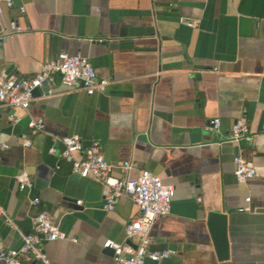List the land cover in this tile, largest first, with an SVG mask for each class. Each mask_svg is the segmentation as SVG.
Segmentation results:
<instances>
[{"label": "crops", "instance_id": "1", "mask_svg": "<svg viewBox=\"0 0 264 264\" xmlns=\"http://www.w3.org/2000/svg\"><path fill=\"white\" fill-rule=\"evenodd\" d=\"M12 19L25 32L0 47V71L32 76L65 51L88 57L109 84L93 95L59 78L43 87L30 113L44 131L29 128L27 116L12 125L3 110L0 249L21 245L43 208L68 238L45 242L47 261L28 264H113L106 240L134 243L125 225L138 206L123 196L107 210L104 185L60 155L61 137L78 134L86 146L99 143L110 163L135 164L115 175L148 169L175 186L170 213L151 230L150 248L171 251L165 264H264V0H15L1 6L0 31ZM215 118L218 131L209 129ZM240 118L252 138L234 143ZM238 154L256 169L246 182L235 174ZM23 172L32 188H19ZM213 211L228 214L227 261L208 228Z\"/></svg>", "mask_w": 264, "mask_h": 264}, {"label": "built area", "instance_id": "2", "mask_svg": "<svg viewBox=\"0 0 264 264\" xmlns=\"http://www.w3.org/2000/svg\"><path fill=\"white\" fill-rule=\"evenodd\" d=\"M5 3L13 8L15 0H0L1 6ZM25 12V8H20ZM25 32V29L16 19H12L7 29L0 31V47L10 37L17 33ZM56 78L70 88H81L88 95L103 93L106 91L109 80L98 76L97 70L90 59L80 53L70 55L63 51L45 65V69L32 76L10 74L5 70L0 71V119L3 110L10 112L8 119L12 125L27 116L29 128L35 131H44L45 121L42 117L31 116L30 107L35 99L34 90L43 88L45 82L56 83ZM20 111V113H18ZM222 125L220 118L210 122L209 129L218 131ZM250 127L245 118L236 120L231 127V142L239 143L242 140H251ZM64 149L61 156L72 161L75 174L101 182L105 187V208L114 210L119 197H129L139 208V214L128 221L125 225L127 240L117 242L112 239L106 240L105 248L114 250L113 264H145L147 260L155 264H165L171 256V251H154L150 248L152 237L151 230L155 222L167 216L172 207L175 196V186L167 184L162 177L148 169H141L136 177L130 175L119 177L114 174L115 167L130 172L135 168L133 162H125L114 165L107 160L102 146L94 142L84 145L78 134H68L61 137ZM24 145L29 147L32 140L24 136ZM8 143L0 142V156L8 149ZM52 148L50 152H54ZM235 174L240 182H246L256 175L255 167L242 155L235 156ZM19 188L25 190L32 188L33 183L28 175L23 172L18 175ZM251 198H246L250 201ZM34 204H40L39 198H34ZM76 204L83 205L82 200ZM249 207H240V211L249 210ZM6 222L16 228V224L10 218ZM67 234L54 222L48 209H41L33 217V229L23 234L22 244L12 248L0 249V260L6 264H28L32 261H47L43 244L48 241L65 240Z\"/></svg>", "mask_w": 264, "mask_h": 264}, {"label": "water", "instance_id": "3", "mask_svg": "<svg viewBox=\"0 0 264 264\" xmlns=\"http://www.w3.org/2000/svg\"><path fill=\"white\" fill-rule=\"evenodd\" d=\"M188 21V20H186ZM50 82L44 83V88L48 89ZM43 88H37L34 90V96L36 97L41 93ZM228 214L225 212H210L208 214L207 224L210 234L213 239L214 246L219 260L227 261L230 258V243L228 237ZM0 235V246H1ZM107 252H111L114 255V250L111 248H105Z\"/></svg>", "mask_w": 264, "mask_h": 264}]
</instances>
